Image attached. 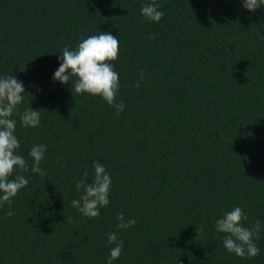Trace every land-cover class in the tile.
<instances>
[{"label": "trees", "instance_id": "16d2710c", "mask_svg": "<svg viewBox=\"0 0 264 264\" xmlns=\"http://www.w3.org/2000/svg\"><path fill=\"white\" fill-rule=\"evenodd\" d=\"M151 2L0 0V77L23 82L21 113L41 112L35 128L13 116L17 151L31 166L32 146L47 145L46 175L17 169L29 184L0 206V264H107L113 232L124 247L112 264H264V6L156 0L164 16L152 22L141 15ZM99 32L119 40L118 116L76 94L75 77L53 79L62 50ZM97 161L110 203L88 218L71 201ZM236 206L246 227L261 221L254 258L229 253L216 231ZM119 213L137 223L117 229Z\"/></svg>", "mask_w": 264, "mask_h": 264}, {"label": "clouds", "instance_id": "9594fccd", "mask_svg": "<svg viewBox=\"0 0 264 264\" xmlns=\"http://www.w3.org/2000/svg\"><path fill=\"white\" fill-rule=\"evenodd\" d=\"M243 7L250 12L256 11L264 6V0H242ZM161 5L152 0L150 4L141 6V15L152 22H159L164 12L160 10ZM154 38V37H152ZM119 58V40L117 36L110 33L99 32L83 39L71 50L65 47L60 54L62 63L54 73V81L61 84H69L73 77L74 92L76 94L87 93L92 96H100L107 104L116 109L118 116L125 109L123 101L117 103L119 92V73L114 70L112 62ZM67 73V74H66ZM144 81V71L140 70L139 80L136 87ZM25 87L22 81L15 76L0 77V206L13 203V198L17 193L28 186L29 179L24 175L15 174L20 172H31L39 175H46V171L41 169V161L45 158L47 151L46 144L33 145L29 151L31 166L28 160L18 154L20 141L16 136L17 121L14 115L20 116L23 127H38L41 122L40 110H33L31 107L24 109L21 113L19 105L24 101ZM94 178L91 183L81 179L76 183L77 190L83 189L79 199H73L71 206L76 208L83 216L97 218L100 209L109 203L112 180L106 168L100 162H94ZM88 173H84L87 177ZM8 216L14 215L13 211L6 213ZM248 215L240 206L225 212L215 222L218 233L226 234L223 239V246L229 253H234L241 258H254L260 254V249L256 244L259 239L262 224L260 220L255 221L251 227H246ZM119 223L117 229H128L133 227L137 221L126 220L123 213L117 215ZM199 231V230H198ZM107 241L113 245L110 249V256L107 264L118 259L122 253L124 242L118 239V235L113 232L108 234Z\"/></svg>", "mask_w": 264, "mask_h": 264}]
</instances>
